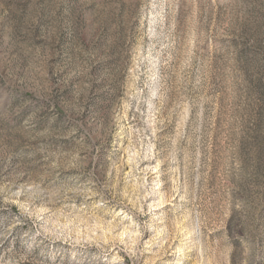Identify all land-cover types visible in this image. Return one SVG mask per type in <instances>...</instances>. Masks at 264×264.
<instances>
[{
  "label": "rangeland",
  "instance_id": "obj_1",
  "mask_svg": "<svg viewBox=\"0 0 264 264\" xmlns=\"http://www.w3.org/2000/svg\"><path fill=\"white\" fill-rule=\"evenodd\" d=\"M0 264H264V0H0Z\"/></svg>",
  "mask_w": 264,
  "mask_h": 264
}]
</instances>
